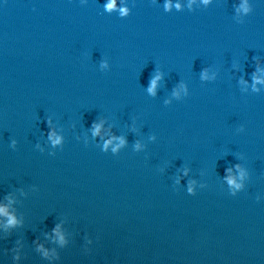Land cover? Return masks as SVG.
<instances>
[{"label": "water", "instance_id": "obj_1", "mask_svg": "<svg viewBox=\"0 0 264 264\" xmlns=\"http://www.w3.org/2000/svg\"><path fill=\"white\" fill-rule=\"evenodd\" d=\"M112 2L0 0V264H264V0Z\"/></svg>", "mask_w": 264, "mask_h": 264}, {"label": "clouds", "instance_id": "obj_2", "mask_svg": "<svg viewBox=\"0 0 264 264\" xmlns=\"http://www.w3.org/2000/svg\"><path fill=\"white\" fill-rule=\"evenodd\" d=\"M107 7H108V9H112L113 7H115L114 0H113L112 3H109V4L107 5ZM155 85H156V81L153 80V81H152V86H151V88H150L149 90L152 91V92H154V90H155ZM230 182H231V181H230ZM238 187H239V186H238ZM4 211H5L4 209L0 208V212H4ZM14 222H15L14 220H10V223H14Z\"/></svg>", "mask_w": 264, "mask_h": 264}]
</instances>
